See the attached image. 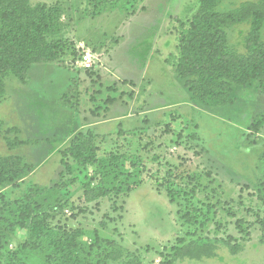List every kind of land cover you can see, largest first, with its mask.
<instances>
[{"label":"rangeland","instance_id":"1","mask_svg":"<svg viewBox=\"0 0 264 264\" xmlns=\"http://www.w3.org/2000/svg\"><path fill=\"white\" fill-rule=\"evenodd\" d=\"M30 2L58 4L60 18L52 22L46 37L59 59L33 64L28 84L11 72L4 76L0 154L21 155L33 169L14 183L0 184L2 264L27 238L25 228L10 229L11 209L24 201L26 192L53 187L61 173L78 181L59 188L50 202H43L44 193L33 201L43 203L41 211L58 205L49 223L67 229L82 227L86 248L97 236L113 240L112 248L121 258L108 264L126 262L127 252L119 247L136 254L141 264H160L197 237L229 244L220 242L206 252L187 254L176 264H264V124L259 131L251 127L264 112L259 81L235 86L234 104L209 107L192 98L185 80L167 60L180 53L179 20H192L208 10H264L263 1ZM95 5L103 13L91 18ZM249 28L250 21L227 27L230 53H246ZM87 49L100 59L95 70L78 66L79 54ZM103 58L120 77L131 78L138 93L129 88L125 92V86L109 87L115 78L109 74L103 78ZM112 98L113 104L109 103ZM97 112L103 121L99 124L92 116ZM88 129L100 133L96 136L99 158L122 161L125 168L120 178L105 185L107 194L93 202L85 200L83 184L98 164L82 168L67 157L71 170L62 165V151L77 131ZM16 138L40 143L11 147ZM144 167L159 169L171 176L170 181L161 187L145 182L131 191L122 186L127 173L140 177Z\"/></svg>","mask_w":264,"mask_h":264},{"label":"trees","instance_id":"2","mask_svg":"<svg viewBox=\"0 0 264 264\" xmlns=\"http://www.w3.org/2000/svg\"><path fill=\"white\" fill-rule=\"evenodd\" d=\"M99 6L95 5L91 18L103 13ZM58 14V4L48 7L43 3L32 5L30 0H0V99L6 93L4 76L8 72L28 84L31 81L29 70L33 64L59 59L58 50L46 37L52 22L60 18ZM246 21H250L246 38L247 51L245 54L230 53L227 50L226 29L229 25ZM179 23L177 40L180 53L179 56L171 54L167 60L174 65L178 77L185 80L195 101L209 107L234 104V87L247 86L254 81H259L260 90L264 94V10L246 8L229 13L208 10L192 20H179ZM171 58H175V61ZM115 101L112 98L109 103ZM263 124L264 112L254 118L251 127L259 131ZM3 127L4 121L0 119V131ZM97 135L92 131L78 132L71 144L62 151V165L67 171L72 167L67 157H72L82 168L98 164L89 181L83 184L87 202L105 196V185L125 173L124 162L99 158ZM33 142L40 143L39 140L16 138L10 145L15 147ZM32 169L33 165L25 163L21 155L0 154V184L14 183ZM143 170L145 173L140 177L133 172L127 173L121 181L122 186L131 191L145 182L152 181L161 187L170 181L171 176L163 175L159 169L155 171L144 167ZM131 176L136 178L134 182L130 180ZM77 181V177L66 179L65 174L61 173L60 181L53 187L26 192L24 201L18 202L11 209L10 229L15 226L25 228L27 238L16 251L9 252L7 264H108L120 260L121 254H116L112 248L116 244L113 240L97 236L94 243L86 248L81 240L84 235L82 227L67 229L49 223L50 215L60 208L58 205L52 206L49 211H41L43 203L33 201L38 193H44L46 199L43 202H50L59 188ZM7 229L4 227V231ZM220 242L229 244L216 238L197 237L177 248L171 259L160 264H176L183 256L206 252ZM119 248L127 252L124 264H141L136 254L130 253L125 247ZM231 250L235 252L236 247L232 245ZM2 255L0 246V264Z\"/></svg>","mask_w":264,"mask_h":264},{"label":"crops","instance_id":"3","mask_svg":"<svg viewBox=\"0 0 264 264\" xmlns=\"http://www.w3.org/2000/svg\"><path fill=\"white\" fill-rule=\"evenodd\" d=\"M103 59H104V63L108 67V68H106L105 67V64L103 63V67L101 68V72L105 69L104 70L105 73H104L103 78L104 79H107L106 74H109V75H111L112 77L115 78V83L108 85L109 87H111V86L116 87L117 86L116 88H122L121 86H125V88H127L126 90H124L125 92H127L128 88H129V90L131 89L130 92H132V93H138V90H136L137 87L136 88L133 87V85L136 84V83L131 78H123V77H120L119 74L115 70L111 69L110 66L107 65V63H108L107 60L105 58H103ZM101 72H99L100 80H101V76H102L101 75ZM118 82L122 83L123 85H121ZM132 88H134V91H133ZM92 116H93V120H95L96 124H99L100 122H103V121H101L102 119L100 118V112H97L96 115H92ZM87 131H92L94 134H98V135L100 134V133H98L96 131H93L92 129H88ZM77 132H79V131H77ZM82 132H86V131H82Z\"/></svg>","mask_w":264,"mask_h":264},{"label":"built area","instance_id":"4","mask_svg":"<svg viewBox=\"0 0 264 264\" xmlns=\"http://www.w3.org/2000/svg\"><path fill=\"white\" fill-rule=\"evenodd\" d=\"M77 63L81 69L88 71L95 69L99 65L100 59L92 49H87L80 54Z\"/></svg>","mask_w":264,"mask_h":264}]
</instances>
